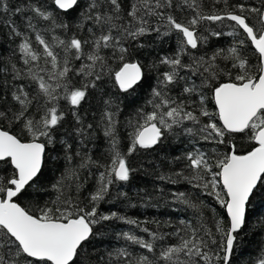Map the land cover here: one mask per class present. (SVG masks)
<instances>
[{
	"label": "snow or ice",
	"instance_id": "obj_1",
	"mask_svg": "<svg viewBox=\"0 0 264 264\" xmlns=\"http://www.w3.org/2000/svg\"><path fill=\"white\" fill-rule=\"evenodd\" d=\"M218 2L0 0V36L15 45L0 44V171L6 173L0 176V264H85L93 259H82V252L99 231L96 225L120 220L160 227L159 220L102 214L99 204L112 196L114 185L130 181L136 171L129 161L133 153L162 149L170 137L197 133L229 150L222 155L216 149L211 154L188 151L184 159L190 175H175L214 197L226 220L214 219L213 227L184 219L174 227L164 221L173 231L143 227L148 240L124 232L125 241L151 257L133 258L127 248H118L98 254L95 264H234L249 199L264 186V0L260 7L224 0V9L216 10ZM224 21L232 22L228 35L239 30L243 38L227 49L204 48L209 39L203 34L205 22ZM173 35V54L157 56L151 65L159 71L153 86L135 57ZM248 50L255 53V64ZM109 81L126 94L144 81L151 88L150 108L125 115L123 101L104 99ZM94 94L102 106L89 121L84 104ZM134 104L135 99L124 106ZM237 134L248 136L250 150L238 151L232 141ZM101 142L107 149L98 156ZM49 152L56 155L49 157ZM50 159L62 168L51 185L57 195L32 211L18 201L47 194L43 178ZM173 196L203 219L202 201L193 202L183 192ZM172 237L175 242L163 245ZM255 264H264V255Z\"/></svg>",
	"mask_w": 264,
	"mask_h": 264
},
{
	"label": "trees",
	"instance_id": "obj_2",
	"mask_svg": "<svg viewBox=\"0 0 264 264\" xmlns=\"http://www.w3.org/2000/svg\"><path fill=\"white\" fill-rule=\"evenodd\" d=\"M11 2L16 3L17 0H11ZM202 2L205 5L211 6L214 0H202ZM237 2L244 3L246 6H261V0H228L229 4H235ZM224 7V0H219L215 4L216 10L224 9ZM231 24L232 22L230 21H224L222 24L219 22H205L204 27L208 31H205L203 34L208 35L209 39L208 43L203 45V47L211 48L212 50L219 48L227 49L233 46L238 38H243L239 30L233 35H228L229 32L233 31ZM211 31H220L223 35L220 37L211 36ZM176 43L174 35L167 39H157L155 43L147 45L138 57H135L145 65V77L151 81L153 86L157 83L156 77L159 75V71L151 67L152 63L156 61L157 56L173 54ZM0 44L5 45L8 49L15 47L14 44L6 40L3 36H0ZM248 47V45H245V48ZM9 54L10 52L3 53L4 56ZM247 56L253 64L256 63V56L253 51L248 50ZM106 89L109 91V96L104 97V99L112 97L118 101H123L124 103L121 104V107L124 109L125 115L132 114L134 109L138 107L150 108L147 105V101L151 98V88L144 81L137 85L135 91H131L130 94L120 93L111 81L106 85ZM100 99L101 97L99 95H90L87 103L84 104L85 118L89 121L91 115L102 106ZM133 99H135L134 105L129 107L124 106L125 103ZM207 106L210 111L215 110L210 99L207 101ZM202 120L206 121L207 118H202ZM126 131V129L121 128L122 133ZM98 135L102 137V133H98ZM232 141L236 144L241 154L250 150L251 141L247 135H234ZM121 143L122 145L126 144L127 140L122 138ZM106 149V143L101 142L96 150V154L100 156L106 152ZM194 149H199L209 154L213 152V149H216V154L218 155H222L229 150L225 145H216L201 140L197 133L191 137L187 135L170 137L164 141L162 149L158 148L154 151L139 150L129 157V161L136 171L132 174L130 181L118 183L113 186L112 196L99 204L98 211L102 214L117 212L121 216L137 219L141 222L159 220L162 222V225L157 227L153 223H141L140 227H137L120 220L103 222V227L96 225L95 228L99 229V231L85 244L82 252V259L89 256L93 259L90 262L85 259V264H95V257L98 254L104 253L106 255L108 252L118 248H127L133 258L141 254H147L151 257L152 254H148L146 250L141 249L138 245H133L125 241L122 236L124 232H131L148 240L150 239L149 235L141 231L143 227L161 233H171L173 231L172 227L163 226L164 221H170L174 227H179V220L181 219L192 221L194 225H199L203 222L207 227H213L214 219L226 220V214L223 208L214 197L203 195L199 189L194 188L186 180L180 179L175 175L176 172H183L185 176L190 175V170L186 166L187 161L184 159V156L188 151ZM48 155L49 157H54L56 153L49 152ZM61 171V166L55 160L50 159L47 162L45 176L43 178L47 194L22 197L18 202L22 206L35 211L37 204L42 206L45 201L54 200L57 192L52 189L51 185L59 178ZM3 175H6V173L0 171V176ZM161 175L171 177V180L167 178L160 179L159 177ZM90 186L91 181H89L88 187ZM117 192H125L127 195L117 197ZM180 192L185 193L193 202H203L202 220L199 213L195 210L186 208L184 205L175 201L173 193ZM83 195H86V193ZM83 195L81 199H83ZM244 233L245 235L234 256V264H255V261L261 255H264L261 252V249L264 248V186H258L249 199L247 205V225ZM173 242H175V237L165 239L162 243L163 245H167ZM161 246V242L157 241V251L160 250Z\"/></svg>",
	"mask_w": 264,
	"mask_h": 264
}]
</instances>
